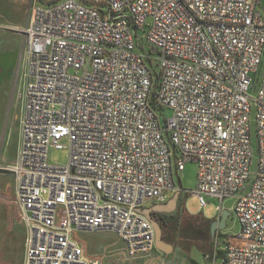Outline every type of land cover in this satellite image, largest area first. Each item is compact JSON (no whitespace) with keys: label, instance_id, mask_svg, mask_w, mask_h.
Returning <instances> with one entry per match:
<instances>
[{"label":"built area","instance_id":"built-area-1","mask_svg":"<svg viewBox=\"0 0 264 264\" xmlns=\"http://www.w3.org/2000/svg\"><path fill=\"white\" fill-rule=\"evenodd\" d=\"M28 1L20 141L0 166L14 177L23 264H86L77 231L114 232L132 257L153 250L138 210L164 202L189 161L186 192L202 207L214 199L218 215L235 197L240 229L221 264H264L262 0ZM64 147L68 162L52 164Z\"/></svg>","mask_w":264,"mask_h":264},{"label":"rangeland","instance_id":"rangeland-1","mask_svg":"<svg viewBox=\"0 0 264 264\" xmlns=\"http://www.w3.org/2000/svg\"><path fill=\"white\" fill-rule=\"evenodd\" d=\"M29 9L28 0H0V145L1 139L5 133V129H9V126L14 117L17 115L21 116L23 108L22 92L25 85V80L23 78V72L25 69V53H24V36L19 31L27 19ZM258 11L264 20V0L258 5ZM144 51L143 49H140ZM145 50L155 56L156 53L152 52V49L145 44ZM264 64V56H263ZM263 68V67H261ZM261 83V73H258L255 77L256 86L251 89V96L254 97L258 94L259 84ZM171 109L165 108L163 114L161 115L162 122H164V116H171ZM252 115H255V111ZM252 128V147H253V157L251 164V180L254 177V172L257 170V163L259 158L258 153V141L255 133V123L253 122ZM13 142V141H12ZM66 143V142H64ZM13 143L9 147L12 149ZM50 162L55 165H64L69 159V149L64 147L61 149L53 148L49 155ZM197 164L194 161H189L186 163L185 170L178 174H175V182L177 189L174 191H169L167 193V198L164 203L167 202L171 197L176 195L178 188H183V191L179 196V205L183 210V216L186 218L191 215H195L193 219H189L188 223L200 228L207 229L210 223L219 219L220 214L217 215L216 204L214 199H209L210 202L206 207H202L199 198L186 191L195 190L197 186ZM181 176V181L179 180ZM14 177L9 171H4L0 173V190L14 195ZM3 195H0V198ZM3 198V197H2ZM4 200V201H3ZM9 202V203H8ZM6 198L0 199V252L2 251L5 244H10V240L14 241L15 245L12 247L19 249L21 251L23 248V239L25 237V232L22 223L19 220V213L13 202V199ZM12 202V203H11ZM158 203V202H156ZM235 204V197H229L223 203L225 209H229L231 215L227 219V225L224 229L220 231L227 235H234L240 229V224L233 212ZM170 214L171 219L175 221L178 213ZM175 215V216H174ZM207 218V221H201V219ZM205 224L207 226H205ZM218 231V230H217ZM224 238V237H223ZM221 236H217V232L212 241L208 246L202 249L193 248L192 254L193 258L198 262V264H214V259L208 260L206 253L216 252V255L223 251L217 247H222L224 239ZM178 240V239H177ZM180 240V241H179ZM177 242L178 245L183 246L185 249H190V243L187 242L183 237ZM11 247V246H10ZM10 248V252L7 254L10 258H13L15 250ZM221 254V253H220ZM19 257V255H18ZM218 258V257H217ZM219 261V259H218ZM217 261V262H218Z\"/></svg>","mask_w":264,"mask_h":264},{"label":"crops","instance_id":"crops-1","mask_svg":"<svg viewBox=\"0 0 264 264\" xmlns=\"http://www.w3.org/2000/svg\"><path fill=\"white\" fill-rule=\"evenodd\" d=\"M1 70L2 67H0V71ZM21 116H22V112H21ZM21 116L18 117L16 115L14 117L12 123L9 125L11 126L10 131L6 127L5 133L1 139V145H0L1 167H8L12 165L13 162L15 161L18 151L19 141H20ZM12 143H13L12 145L13 147L12 149H10L9 147L11 146ZM2 172H4V170H0V173ZM176 194H178V192ZM0 195H3L1 196L0 199L6 198L7 202L8 199L10 200L13 199L14 197L13 194L6 193L2 190H0ZM156 202L158 201L148 202L142 208L150 207L156 204ZM158 203H164V202H158ZM15 206L17 208L16 204ZM224 209L225 207L223 206V210ZM217 233H218V237L219 236H221L222 238L224 237L223 243H225L229 235L225 234L220 230H218ZM74 236L76 239L79 240L80 244L84 248V256L85 259L87 260L86 264H90L92 262L95 263L97 262L96 264H198V262L193 258L192 250L190 251L181 250L175 247L167 252L155 247L153 250L147 252L146 254L132 257L127 253L125 249V244L121 241V239L117 236V234L111 231H102V230L77 231L75 232ZM24 241H25V237L23 239L24 249H22L21 251H19L18 247L17 248L12 247V245H15L13 240H10V244H5L2 251L0 252V263L23 264L24 255H25ZM10 246L13 249H16L13 258L7 256V254L11 250ZM221 246H222L221 248L220 246L217 247L223 250L220 251L221 254L218 253V255H216V252H214V254L206 253L207 254L206 258H208V260L214 259L215 261L214 264L215 263L221 264V259L224 255L225 244H222Z\"/></svg>","mask_w":264,"mask_h":264},{"label":"trees","instance_id":"trees-1","mask_svg":"<svg viewBox=\"0 0 264 264\" xmlns=\"http://www.w3.org/2000/svg\"><path fill=\"white\" fill-rule=\"evenodd\" d=\"M194 217L195 215L189 214V216L185 218L182 214L178 213L175 221H173L171 225H167L164 223L165 227H167L168 230L167 231L165 229V232L163 233L164 240L172 243L177 249L190 251L195 247L197 249L203 250V248L205 246H208L213 240L210 233V225L208 227L205 224V226H207V229H205L206 227L202 229L199 226L189 224L188 220L193 219ZM168 218L171 219V215H169ZM166 232H168V234H166ZM182 237L190 243V249H185L183 246L178 245L179 242L177 241Z\"/></svg>","mask_w":264,"mask_h":264},{"label":"water","instance_id":"water-1","mask_svg":"<svg viewBox=\"0 0 264 264\" xmlns=\"http://www.w3.org/2000/svg\"><path fill=\"white\" fill-rule=\"evenodd\" d=\"M152 52H156V49H152ZM179 194L174 195L171 197L167 202L165 203H156L150 207H145L142 209H139L138 212L146 216L153 224L155 231H156V247L163 250V251H169L170 249H173V244L167 242L163 238V230L162 226L156 221L153 217L154 212H166L170 213L173 212L178 204V196ZM231 215V212L229 209H224L222 213L220 214L219 219H215L210 224V233L211 236L214 237L217 230L224 229L227 225V219ZM97 263V262H96ZM95 262H92L90 264H96Z\"/></svg>","mask_w":264,"mask_h":264},{"label":"flooded vegetation","instance_id":"flooded-vegetation-1","mask_svg":"<svg viewBox=\"0 0 264 264\" xmlns=\"http://www.w3.org/2000/svg\"><path fill=\"white\" fill-rule=\"evenodd\" d=\"M175 211H177L180 214H183V210H182V208L179 205V198H178L177 207H176V209L173 212H170V213H166V212H162V213L154 212L152 214L153 217H154V219L156 221H158V223L162 226L163 233L165 232V229L167 230V227H165V224L171 225V223L173 222V220L172 219H169L168 216L170 214L174 213ZM201 221H207V218H203V219H201ZM166 234H168V232H166Z\"/></svg>","mask_w":264,"mask_h":264}]
</instances>
